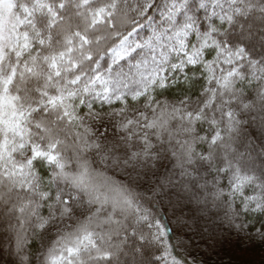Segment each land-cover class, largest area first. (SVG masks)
<instances>
[{
	"label": "snow or ice",
	"instance_id": "6c2138e0",
	"mask_svg": "<svg viewBox=\"0 0 264 264\" xmlns=\"http://www.w3.org/2000/svg\"><path fill=\"white\" fill-rule=\"evenodd\" d=\"M0 264H264V0H0Z\"/></svg>",
	"mask_w": 264,
	"mask_h": 264
},
{
	"label": "trees",
	"instance_id": "16d2710c",
	"mask_svg": "<svg viewBox=\"0 0 264 264\" xmlns=\"http://www.w3.org/2000/svg\"><path fill=\"white\" fill-rule=\"evenodd\" d=\"M221 255H223V253H221ZM214 258H216V257H214ZM244 258L245 259H252V260L258 261L259 258H260V256H259V253L257 252L256 254H254V255H252L250 257H244ZM224 259H225V261H227L228 257L227 256H224Z\"/></svg>",
	"mask_w": 264,
	"mask_h": 264
}]
</instances>
